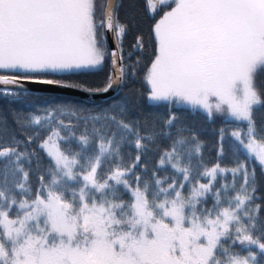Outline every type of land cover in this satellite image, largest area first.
I'll use <instances>...</instances> for the list:
<instances>
[{
	"label": "snow or ice",
	"instance_id": "obj_1",
	"mask_svg": "<svg viewBox=\"0 0 264 264\" xmlns=\"http://www.w3.org/2000/svg\"><path fill=\"white\" fill-rule=\"evenodd\" d=\"M0 98V264H264V0H0Z\"/></svg>",
	"mask_w": 264,
	"mask_h": 264
},
{
	"label": "trees",
	"instance_id": "obj_2",
	"mask_svg": "<svg viewBox=\"0 0 264 264\" xmlns=\"http://www.w3.org/2000/svg\"><path fill=\"white\" fill-rule=\"evenodd\" d=\"M132 41V35L129 34L125 39V46L128 45L129 42ZM145 52L143 54V58L147 60L149 56V49H148V40L146 38L145 40ZM104 76V72H100L98 75H88V76H69L65 77L66 79L70 80H78V79H89L93 82L102 80ZM137 87H140L139 83H137ZM43 95H49L51 93H44L40 92ZM52 95H63V96H72V95H65V94H52ZM0 103H2V98H0ZM189 120L195 119L197 122H199L200 126V135L201 138L205 141V146L203 149L204 152V159L206 163H208L209 166H211L212 163L216 162V149H215V143L217 139V131L220 127L224 126L223 122L220 118H217L213 123H208L204 121L203 117L199 114L195 117L189 116ZM236 125H231L227 128V131H231L232 127H235ZM226 138H227V132H226ZM224 163H227V159L225 158ZM223 166V164H222ZM231 174H228V177L230 179ZM206 182V181H202ZM210 203V202H209Z\"/></svg>",
	"mask_w": 264,
	"mask_h": 264
},
{
	"label": "water",
	"instance_id": "obj_3",
	"mask_svg": "<svg viewBox=\"0 0 264 264\" xmlns=\"http://www.w3.org/2000/svg\"><path fill=\"white\" fill-rule=\"evenodd\" d=\"M109 43L111 44V40H109ZM30 89L36 90L38 92H44V93H51L52 94H65V95H72V96H80L81 93L77 92L74 89H60L55 88L53 86L48 85H39V84H30L27 85Z\"/></svg>",
	"mask_w": 264,
	"mask_h": 264
}]
</instances>
